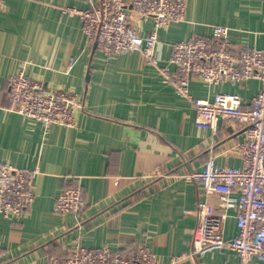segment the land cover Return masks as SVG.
I'll return each instance as SVG.
<instances>
[{
    "label": "crops",
    "instance_id": "1",
    "mask_svg": "<svg viewBox=\"0 0 264 264\" xmlns=\"http://www.w3.org/2000/svg\"><path fill=\"white\" fill-rule=\"evenodd\" d=\"M97 0H4L0 5V163L37 169L34 199L17 219L0 216V264H43L79 247L113 250L148 245L161 264H241L223 248L203 258L189 255L200 200L210 214L219 197L200 183L180 177L201 172L213 149L221 167H241L236 142L245 134L231 119L216 133L198 123L191 102L178 96L164 70L176 42L197 35L210 39L216 26L228 29L233 46L264 48V0H185L184 19L157 30L156 62L139 52L105 57L82 32L67 8L89 9ZM138 34L152 24L130 12ZM23 72L48 90L82 98L76 125H52L25 118L10 108L6 80ZM260 82L189 85L193 98L235 93L243 107ZM79 187L85 207L78 214L53 212L57 196ZM234 194V193H233ZM222 223L226 239L237 232L235 212ZM172 260L175 262L172 263ZM251 264H264L253 259Z\"/></svg>",
    "mask_w": 264,
    "mask_h": 264
},
{
    "label": "built area",
    "instance_id": "2",
    "mask_svg": "<svg viewBox=\"0 0 264 264\" xmlns=\"http://www.w3.org/2000/svg\"><path fill=\"white\" fill-rule=\"evenodd\" d=\"M3 1L0 0V5ZM185 9V0H97L89 9L67 8L63 14L80 18L84 37L95 43L105 57L135 51L141 54L144 63L154 64L159 44L157 30L182 21ZM130 12L152 24L149 35L138 34ZM169 62L174 71L165 69V80L178 96L191 102L199 125L216 133L222 120L231 119L245 134L235 145L241 155V167L217 165L214 150L210 149L201 172L180 176L200 183L204 198L212 192L219 197V212L215 214L207 211L203 199L198 202L189 255L203 258L211 251L226 248L239 257L241 264H251L253 259L264 261V48L245 44L235 47L229 41L228 29L216 26L210 39L193 35L173 44ZM250 79L260 82V90L247 108L235 93L219 92L211 100L189 94V85L195 80L217 86ZM6 87L10 108L41 122L45 128L74 127L75 112L83 108L81 97L68 90L45 89L23 72L10 75ZM37 173V169H14L0 163V216L17 219L23 214L34 199L32 182ZM85 204L81 189L69 187L55 199L53 212L59 216L78 214ZM227 209L234 210L238 229L230 239L222 234ZM43 264L161 263L148 245L130 244L121 250L108 246L79 247L67 257L49 256Z\"/></svg>",
    "mask_w": 264,
    "mask_h": 264
},
{
    "label": "water",
    "instance_id": "3",
    "mask_svg": "<svg viewBox=\"0 0 264 264\" xmlns=\"http://www.w3.org/2000/svg\"><path fill=\"white\" fill-rule=\"evenodd\" d=\"M95 47H96V44L94 43V45H93V49H95Z\"/></svg>",
    "mask_w": 264,
    "mask_h": 264
}]
</instances>
